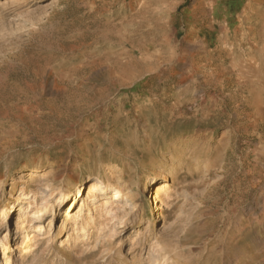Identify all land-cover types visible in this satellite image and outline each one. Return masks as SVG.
<instances>
[{
    "label": "rangeland",
    "instance_id": "374dc122",
    "mask_svg": "<svg viewBox=\"0 0 264 264\" xmlns=\"http://www.w3.org/2000/svg\"><path fill=\"white\" fill-rule=\"evenodd\" d=\"M0 183V264L51 200L14 264H264V0H0Z\"/></svg>",
    "mask_w": 264,
    "mask_h": 264
},
{
    "label": "bare ground",
    "instance_id": "6f19581e",
    "mask_svg": "<svg viewBox=\"0 0 264 264\" xmlns=\"http://www.w3.org/2000/svg\"><path fill=\"white\" fill-rule=\"evenodd\" d=\"M60 178H55V181L59 180ZM1 186V183H0ZM157 187V190L155 191V188ZM81 188V187H80ZM153 189V195L151 196V201L156 204L157 208L159 207L158 211L165 210V208L169 205L165 202V200L170 199V193L172 192V189L170 186H168L166 183H161L157 186H155ZM55 193H58L57 195H64L65 191L61 187L55 191L52 192L51 199L55 195ZM68 194V193H67ZM87 194V198H84ZM66 195V194H65ZM85 195L81 198V200L84 201L83 205H80L78 211L77 208H74L73 211H77V214L74 215V212L70 215L69 224L72 226V234L69 235V242H72L73 239H76L81 232H84L85 235H87L86 231L88 228H94L97 225L98 221V215L105 213L106 216L112 217V219H115V208H120V204L117 203L119 201H129V199H132L134 194L131 189L125 188L124 184H121L118 182H103L102 180H97L93 182V184H90L89 189L85 190ZM25 199L24 201L27 202L29 200L28 195H24ZM49 196H47L48 198ZM103 201V203L99 206L97 201ZM93 205L95 206L93 213L87 215L88 212V206ZM55 208V203L51 201L43 202L41 205L37 204V206L34 207H22L20 214L17 218V224L15 227V231L20 235L19 237V243L17 244V248L14 249L12 246V238L9 239V235L6 234V236L1 239V245L4 252V261L5 264H14V261L10 257V253L12 251H17L19 253H22L26 249V237H24L25 232L28 230V228H24V225L27 223L31 224V227L29 229L32 230L31 233L36 234V238H38L43 231V227L40 224V221L44 216H46L48 213H50L51 209ZM122 208V207H121ZM31 209V210H30ZM136 210V207H132L130 209L131 213ZM90 211V210H89ZM137 211V210H136ZM125 216H129L130 214L125 212ZM67 224V223H65ZM64 223L62 224V229L65 228ZM123 224V221L120 222L118 225ZM117 234V233H116ZM13 248V249H12ZM1 259V257H0ZM4 264V263H1Z\"/></svg>",
    "mask_w": 264,
    "mask_h": 264
}]
</instances>
